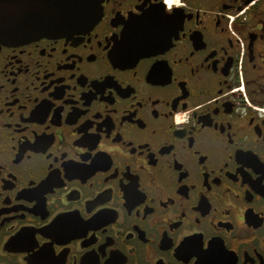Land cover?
<instances>
[{
    "label": "flooded vegetation",
    "instance_id": "af4514ba",
    "mask_svg": "<svg viewBox=\"0 0 264 264\" xmlns=\"http://www.w3.org/2000/svg\"><path fill=\"white\" fill-rule=\"evenodd\" d=\"M100 5L0 36V264H264V0Z\"/></svg>",
    "mask_w": 264,
    "mask_h": 264
},
{
    "label": "water",
    "instance_id": "95a60500",
    "mask_svg": "<svg viewBox=\"0 0 264 264\" xmlns=\"http://www.w3.org/2000/svg\"><path fill=\"white\" fill-rule=\"evenodd\" d=\"M100 13V0H0V36L79 32L91 27Z\"/></svg>",
    "mask_w": 264,
    "mask_h": 264
},
{
    "label": "snow or ice",
    "instance_id": "6c2138e0",
    "mask_svg": "<svg viewBox=\"0 0 264 264\" xmlns=\"http://www.w3.org/2000/svg\"><path fill=\"white\" fill-rule=\"evenodd\" d=\"M144 3L151 4V7L147 8L146 14L155 12L161 17H171L182 7L183 0H147V2L144 0Z\"/></svg>",
    "mask_w": 264,
    "mask_h": 264
},
{
    "label": "clouds",
    "instance_id": "9594fccd",
    "mask_svg": "<svg viewBox=\"0 0 264 264\" xmlns=\"http://www.w3.org/2000/svg\"><path fill=\"white\" fill-rule=\"evenodd\" d=\"M188 114L187 115H184V113H178L176 116H175V120L176 122L179 124L181 122H184L188 119Z\"/></svg>",
    "mask_w": 264,
    "mask_h": 264
}]
</instances>
